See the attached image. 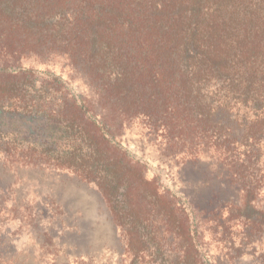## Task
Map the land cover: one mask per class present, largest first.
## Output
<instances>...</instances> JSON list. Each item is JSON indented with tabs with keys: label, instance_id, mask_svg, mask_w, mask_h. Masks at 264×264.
Wrapping results in <instances>:
<instances>
[{
	"label": "trees",
	"instance_id": "trees-1",
	"mask_svg": "<svg viewBox=\"0 0 264 264\" xmlns=\"http://www.w3.org/2000/svg\"><path fill=\"white\" fill-rule=\"evenodd\" d=\"M50 61L95 99L25 66ZM110 114L147 122L171 154L214 156L242 198L209 213L216 241L235 258L263 245L264 0H0V158L93 184L128 264H205L191 211L130 159Z\"/></svg>",
	"mask_w": 264,
	"mask_h": 264
},
{
	"label": "rangeland",
	"instance_id": "rangeland-1",
	"mask_svg": "<svg viewBox=\"0 0 264 264\" xmlns=\"http://www.w3.org/2000/svg\"><path fill=\"white\" fill-rule=\"evenodd\" d=\"M25 66L60 77L78 98L95 99L60 61ZM109 116L108 124L119 128H112L115 140L130 159L140 162L149 179L157 180L162 190L191 211L205 264H264V241L255 253L248 250L249 254L235 258L229 246L223 247L212 233V223L206 219L209 213L242 202L226 168L214 156L206 154L192 162L171 154L147 122L135 119L119 125ZM258 204L264 208V187ZM0 225L12 241L7 264L129 263L104 198L93 184L69 171L17 165L0 158Z\"/></svg>",
	"mask_w": 264,
	"mask_h": 264
}]
</instances>
